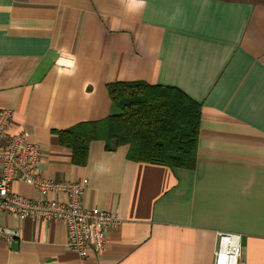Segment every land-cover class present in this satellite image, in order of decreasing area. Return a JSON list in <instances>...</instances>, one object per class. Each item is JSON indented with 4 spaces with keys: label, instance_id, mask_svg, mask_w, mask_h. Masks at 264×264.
Returning <instances> with one entry per match:
<instances>
[{
    "label": "crops",
    "instance_id": "crops-1",
    "mask_svg": "<svg viewBox=\"0 0 264 264\" xmlns=\"http://www.w3.org/2000/svg\"><path fill=\"white\" fill-rule=\"evenodd\" d=\"M178 87L201 105L193 169L89 143L84 165L54 131L113 112L107 84ZM27 130L38 169L85 182L84 206L117 212L102 254L65 246L61 223L0 213V264H212L217 231L264 264V0H0V109ZM12 189L40 199L30 185ZM50 198L61 196L49 194Z\"/></svg>",
    "mask_w": 264,
    "mask_h": 264
},
{
    "label": "trees",
    "instance_id": "trees-1",
    "mask_svg": "<svg viewBox=\"0 0 264 264\" xmlns=\"http://www.w3.org/2000/svg\"><path fill=\"white\" fill-rule=\"evenodd\" d=\"M113 112L54 131L58 144L70 149L73 165L85 164L89 143L102 140L111 151L127 145L126 157L169 168L193 169L201 105L181 89L143 81L107 84Z\"/></svg>",
    "mask_w": 264,
    "mask_h": 264
},
{
    "label": "built area",
    "instance_id": "built-area-1",
    "mask_svg": "<svg viewBox=\"0 0 264 264\" xmlns=\"http://www.w3.org/2000/svg\"><path fill=\"white\" fill-rule=\"evenodd\" d=\"M11 109H0V213L19 219L32 217L53 220L63 225L65 246L84 258L102 254L107 247L111 230L119 223L113 210L84 206L81 197L85 182L53 180L40 174L39 145L30 139L27 130L8 135L12 119ZM14 181L33 187L40 199L25 197L12 189ZM61 196L50 198L49 194ZM217 243L212 264H242L240 235L217 231ZM19 236V230L0 225V238L10 243Z\"/></svg>",
    "mask_w": 264,
    "mask_h": 264
}]
</instances>
